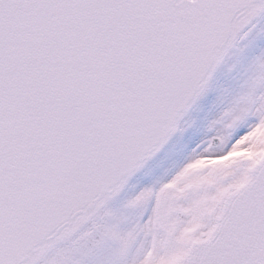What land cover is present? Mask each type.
<instances>
[{"label": "snow or ice", "instance_id": "1", "mask_svg": "<svg viewBox=\"0 0 264 264\" xmlns=\"http://www.w3.org/2000/svg\"><path fill=\"white\" fill-rule=\"evenodd\" d=\"M261 21L264 0H0V264H264V52L204 138L109 207Z\"/></svg>", "mask_w": 264, "mask_h": 264}, {"label": "bare ground", "instance_id": "2", "mask_svg": "<svg viewBox=\"0 0 264 264\" xmlns=\"http://www.w3.org/2000/svg\"><path fill=\"white\" fill-rule=\"evenodd\" d=\"M264 25V21L260 22ZM264 45V35H258L256 32H253L247 39L238 41L237 45L229 49L228 53L224 56L222 62L217 66L214 71L211 80L205 86L204 91L197 98L188 112L184 115L182 122L191 120L197 114H205L209 104L211 103L214 96V86L216 81L221 77L222 73L228 68L229 64L235 61H240L245 64L253 57V54L257 50H260ZM181 122V123H182ZM191 131L187 134V137L183 144L174 150L169 148L171 142H169L164 149L157 154V156L151 160L148 165L137 173L125 187V189L116 197L113 201L110 202L109 207L113 210H117L119 204L126 199L129 190L139 182L147 180V184L152 186L155 181L164 173L165 169L172 167L174 163L180 162L187 152L190 150L191 146L194 147L196 144L195 135L197 129L194 125L191 126Z\"/></svg>", "mask_w": 264, "mask_h": 264}, {"label": "rangeland", "instance_id": "3", "mask_svg": "<svg viewBox=\"0 0 264 264\" xmlns=\"http://www.w3.org/2000/svg\"><path fill=\"white\" fill-rule=\"evenodd\" d=\"M262 52H264V45L260 50H257L251 60L246 62L245 64L241 63L240 61H235L229 64L228 68L222 73L221 77L216 81L214 86V96L209 104L205 114H197L191 120L184 121L180 124L179 130L177 131L175 137L172 139L169 148L174 150L178 147L179 143L180 146L185 141L187 134L191 131L192 125L197 129V133L195 135L196 144L204 138V134L207 132L208 124L210 121L216 119L220 113L229 105V103L240 93L244 90L243 86L245 81L248 80L249 76L251 75L250 66L253 60L259 56ZM195 144V145H196ZM194 145V146H195ZM193 147L191 146L190 150L187 154L191 151ZM186 154V155H187ZM239 155L238 153H233L231 156ZM230 157H226L225 160L230 159ZM224 163L223 160L221 161H212V160H200L193 165L194 168L199 167H209L214 166L216 164ZM150 185L147 184V180L139 182L136 184L133 189L129 190V193L125 200H123L118 209L121 210L124 202L135 194H137L140 190L145 187H149Z\"/></svg>", "mask_w": 264, "mask_h": 264}, {"label": "water", "instance_id": "4", "mask_svg": "<svg viewBox=\"0 0 264 264\" xmlns=\"http://www.w3.org/2000/svg\"><path fill=\"white\" fill-rule=\"evenodd\" d=\"M188 112V111H187ZM139 173V172H138Z\"/></svg>", "mask_w": 264, "mask_h": 264}]
</instances>
